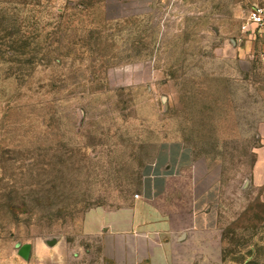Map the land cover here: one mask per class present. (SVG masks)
Returning a JSON list of instances; mask_svg holds the SVG:
<instances>
[{
	"label": "rangeland",
	"instance_id": "374dc122",
	"mask_svg": "<svg viewBox=\"0 0 264 264\" xmlns=\"http://www.w3.org/2000/svg\"><path fill=\"white\" fill-rule=\"evenodd\" d=\"M247 5L0 0V264H110L85 213L123 206L174 139L222 184L201 264H264V62L232 42Z\"/></svg>",
	"mask_w": 264,
	"mask_h": 264
},
{
	"label": "crops",
	"instance_id": "0c3cea01",
	"mask_svg": "<svg viewBox=\"0 0 264 264\" xmlns=\"http://www.w3.org/2000/svg\"><path fill=\"white\" fill-rule=\"evenodd\" d=\"M247 15L264 9V0H248ZM242 57L264 62V23L241 27L232 40ZM260 145L255 149L253 186L264 202V120L253 124ZM191 147L179 139L159 145L143 167L139 189L121 207L89 209L85 231L99 238L110 264H201L206 237L221 226V180L196 169ZM138 195V196H136ZM52 246V245H50Z\"/></svg>",
	"mask_w": 264,
	"mask_h": 264
},
{
	"label": "built area",
	"instance_id": "2783aa9c",
	"mask_svg": "<svg viewBox=\"0 0 264 264\" xmlns=\"http://www.w3.org/2000/svg\"><path fill=\"white\" fill-rule=\"evenodd\" d=\"M254 23L256 25H261L264 23V9L261 7H256L251 11L247 20L244 24H242V29L246 30L249 23ZM138 196V195H136Z\"/></svg>",
	"mask_w": 264,
	"mask_h": 264
},
{
	"label": "water",
	"instance_id": "95a60500",
	"mask_svg": "<svg viewBox=\"0 0 264 264\" xmlns=\"http://www.w3.org/2000/svg\"><path fill=\"white\" fill-rule=\"evenodd\" d=\"M56 239H52V240H48V244L49 245H54L55 243H56ZM28 245H24L23 247H22V249H21V254L24 256V257H26L27 255H28ZM23 250H25L26 251V253H23Z\"/></svg>",
	"mask_w": 264,
	"mask_h": 264
},
{
	"label": "flooded vegetation",
	"instance_id": "af4514ba",
	"mask_svg": "<svg viewBox=\"0 0 264 264\" xmlns=\"http://www.w3.org/2000/svg\"><path fill=\"white\" fill-rule=\"evenodd\" d=\"M23 253H26V251H25V250H23Z\"/></svg>",
	"mask_w": 264,
	"mask_h": 264
}]
</instances>
